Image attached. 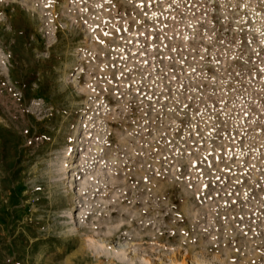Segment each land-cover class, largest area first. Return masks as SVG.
Segmentation results:
<instances>
[{
	"label": "rangeland",
	"instance_id": "1",
	"mask_svg": "<svg viewBox=\"0 0 264 264\" xmlns=\"http://www.w3.org/2000/svg\"><path fill=\"white\" fill-rule=\"evenodd\" d=\"M177 263L264 264V0H0V264Z\"/></svg>",
	"mask_w": 264,
	"mask_h": 264
},
{
	"label": "snow or ice",
	"instance_id": "2",
	"mask_svg": "<svg viewBox=\"0 0 264 264\" xmlns=\"http://www.w3.org/2000/svg\"><path fill=\"white\" fill-rule=\"evenodd\" d=\"M109 2H110V0H109ZM97 7H100V5H97ZM106 35H107V33H106ZM101 42L103 43V41H101ZM121 51H122V49H121ZM189 127H190V128H193V130H194V127H195V126L189 124ZM197 135H198V133H197ZM194 166H195V163H193L192 165H190V167H194ZM217 179H219V177H217Z\"/></svg>",
	"mask_w": 264,
	"mask_h": 264
},
{
	"label": "bare ground",
	"instance_id": "3",
	"mask_svg": "<svg viewBox=\"0 0 264 264\" xmlns=\"http://www.w3.org/2000/svg\"><path fill=\"white\" fill-rule=\"evenodd\" d=\"M177 264H184V263H177Z\"/></svg>",
	"mask_w": 264,
	"mask_h": 264
}]
</instances>
